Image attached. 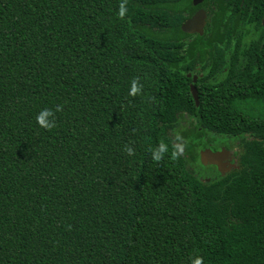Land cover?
Listing matches in <instances>:
<instances>
[{
	"label": "trees",
	"instance_id": "1",
	"mask_svg": "<svg viewBox=\"0 0 264 264\" xmlns=\"http://www.w3.org/2000/svg\"><path fill=\"white\" fill-rule=\"evenodd\" d=\"M200 5L204 32H183ZM217 136L237 166L204 180ZM193 254L264 264V0H0V264Z\"/></svg>",
	"mask_w": 264,
	"mask_h": 264
},
{
	"label": "water",
	"instance_id": "2",
	"mask_svg": "<svg viewBox=\"0 0 264 264\" xmlns=\"http://www.w3.org/2000/svg\"><path fill=\"white\" fill-rule=\"evenodd\" d=\"M203 0H192L194 5L202 3ZM207 12L205 6H200L195 10L184 22L181 23L180 29L189 34H202L206 26ZM191 74L188 73L187 76ZM197 76H192V82L189 85L190 93L198 105L197 89L194 85ZM229 151L227 149L212 150L209 147L201 149L199 151V160L202 165H215L217 170L221 173H225L229 168H225L226 163L224 160L228 157Z\"/></svg>",
	"mask_w": 264,
	"mask_h": 264
},
{
	"label": "clouds",
	"instance_id": "3",
	"mask_svg": "<svg viewBox=\"0 0 264 264\" xmlns=\"http://www.w3.org/2000/svg\"><path fill=\"white\" fill-rule=\"evenodd\" d=\"M124 11L125 8L123 5H121L120 15H123ZM141 90L142 85H140L138 79H134L131 82L129 95L135 96L140 93ZM56 111H60L59 106H57ZM35 122L40 128L50 131L56 127L55 112L50 108H41L35 114ZM177 139H180V137L178 136ZM175 147L176 151L173 153V155H176L183 150V145H176ZM123 151H125L129 156L134 154V148L130 144H125ZM149 152L151 154L152 161L158 164L168 152V145L160 143L157 146L150 147ZM190 264H203V258L199 255L193 254V256L190 257Z\"/></svg>",
	"mask_w": 264,
	"mask_h": 264
},
{
	"label": "rangeland",
	"instance_id": "4",
	"mask_svg": "<svg viewBox=\"0 0 264 264\" xmlns=\"http://www.w3.org/2000/svg\"><path fill=\"white\" fill-rule=\"evenodd\" d=\"M230 140H232V139H230ZM214 141H222V142H227L228 140H226V139H224L223 137H220V136H217L215 139H214ZM218 144H220V143H218ZM234 146H229V148H232V149H230L231 151H232V153L234 152V151H236L237 152V148H233ZM211 148L213 149V150H217L218 148H219V146L217 145V146H214L213 144L211 145ZM233 159H234V161H235V156H233ZM237 159V158H236ZM194 168V171H195V173L199 176V177H201L202 179H204V180H207V179H209L212 175H215L216 174V172H215V170H217V168H215V167H212L211 165H202L201 163H200V160L196 163V165L193 167ZM218 171V170H217Z\"/></svg>",
	"mask_w": 264,
	"mask_h": 264
},
{
	"label": "flooded vegetation",
	"instance_id": "5",
	"mask_svg": "<svg viewBox=\"0 0 264 264\" xmlns=\"http://www.w3.org/2000/svg\"><path fill=\"white\" fill-rule=\"evenodd\" d=\"M201 4V3H200ZM201 6V5H200ZM199 6V7H200ZM198 7V8H199ZM197 8V9H198ZM196 9V10H197ZM195 75V74H194ZM193 75H191V77H192ZM197 76V75H196ZM197 79V78H196ZM214 138H216V137H214ZM210 143H212L214 146H219V148L217 149V150H220V149H227L228 151H229V154H228V157L224 160V163H226V165H225V168H233V167H235V166H237V156H236V151H234L233 153H232V151L230 150V149H232V148H229V147H226L224 144H222V143H233V142H231V141H228V142H222V141H212V142H210ZM218 143H220V144H218ZM235 143V142H234ZM237 143V142H236ZM211 148V147H210ZM234 148V147H233ZM212 149V148H211ZM213 150V149H212ZM216 150V149H215ZM233 156H235V161H234V159H233ZM212 167H215L216 168V166L215 165H211Z\"/></svg>",
	"mask_w": 264,
	"mask_h": 264
}]
</instances>
